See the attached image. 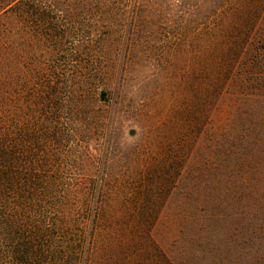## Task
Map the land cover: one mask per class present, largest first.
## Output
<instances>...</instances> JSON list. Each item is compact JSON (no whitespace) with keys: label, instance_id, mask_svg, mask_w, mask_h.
<instances>
[{"label":"trees","instance_id":"16d2710c","mask_svg":"<svg viewBox=\"0 0 264 264\" xmlns=\"http://www.w3.org/2000/svg\"><path fill=\"white\" fill-rule=\"evenodd\" d=\"M0 1L8 19L16 13L34 14L29 0ZM219 6L225 12L222 16L191 20V135L166 138L177 142L176 154L167 144L158 166L141 175L162 180L153 190L142 191L140 183L130 185L129 195L120 200L124 207L128 199L138 205L130 215L109 213L106 202L113 194L107 193L105 155L98 163L93 153H87L94 173L63 181L61 160L69 153L62 147L72 129H61L59 116L51 117L47 127L34 113L28 97L34 72L30 63L21 73L25 99L19 114L3 116V55L13 56L16 39L10 29L5 36L0 31V264H182L156 243L154 226L146 225L145 219L160 213L166 200L157 210L154 197L168 195L190 165L191 191L181 198L191 199V227H181L175 241L183 243L181 261L238 264L249 253L261 252L264 0H222L212 5ZM34 22L38 33L32 34L26 25L21 35L25 57L33 52L32 37L56 46L62 40L57 15L42 11ZM56 84L47 86L51 90L45 109L58 108ZM136 158L131 155L127 160ZM125 183L112 192L121 193ZM125 216L137 222L121 221Z\"/></svg>","mask_w":264,"mask_h":264},{"label":"rangeland","instance_id":"374dc122","mask_svg":"<svg viewBox=\"0 0 264 264\" xmlns=\"http://www.w3.org/2000/svg\"><path fill=\"white\" fill-rule=\"evenodd\" d=\"M29 1L34 7L33 15L16 13L10 19L0 1V31L5 36L10 29L16 39L13 56L3 55V116L19 114L25 99L21 73L23 66L30 63L34 72L28 82V97L34 113L47 127L51 117L59 116L60 128L72 129L62 147L69 153L61 160L63 181L69 183L94 173L85 158L87 153H93L98 163L105 155L107 193L113 194L112 200L106 202L109 213L130 215L138 205L128 199L124 207L120 201L129 195L133 188L130 185L140 183L142 191L153 190L162 180L144 179L141 175L158 166L167 144H172V155L176 154L177 142L166 138L177 133L191 135V20L222 16L225 12L221 5L220 9L212 7L222 0ZM42 11L60 19L61 43L50 45L32 37L33 52L25 57L21 35L26 25L31 26L32 34L38 33L33 21ZM54 82L58 108L45 109L47 92L51 90L47 86ZM131 155L138 158L130 163L127 158ZM171 159L174 160L172 156ZM190 172L191 165L168 195L161 192L154 197L158 199L155 209L162 201L166 203L159 214L145 219L146 225L154 226L156 243L182 264L183 243L177 245L175 241L180 238L181 227H191V199L181 198L191 191ZM126 180L121 193L112 192L118 183L126 185ZM148 207L145 209L149 211ZM181 211L185 216H180ZM125 217L121 221L137 222L134 217ZM237 263L264 264V246L260 253H249Z\"/></svg>","mask_w":264,"mask_h":264},{"label":"water","instance_id":"95a60500","mask_svg":"<svg viewBox=\"0 0 264 264\" xmlns=\"http://www.w3.org/2000/svg\"><path fill=\"white\" fill-rule=\"evenodd\" d=\"M104 94H105V91L104 90H102L101 91V93H100V98H101V100H103L104 99ZM135 132L134 131H132V135L134 134Z\"/></svg>","mask_w":264,"mask_h":264}]
</instances>
